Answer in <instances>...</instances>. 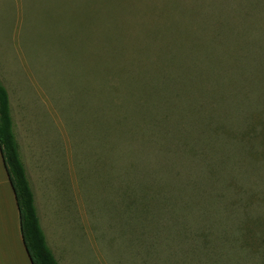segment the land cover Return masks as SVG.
Wrapping results in <instances>:
<instances>
[{
	"label": "rangeland",
	"instance_id": "1",
	"mask_svg": "<svg viewBox=\"0 0 264 264\" xmlns=\"http://www.w3.org/2000/svg\"><path fill=\"white\" fill-rule=\"evenodd\" d=\"M0 79L58 264H264V0H0Z\"/></svg>",
	"mask_w": 264,
	"mask_h": 264
},
{
	"label": "trees",
	"instance_id": "2",
	"mask_svg": "<svg viewBox=\"0 0 264 264\" xmlns=\"http://www.w3.org/2000/svg\"><path fill=\"white\" fill-rule=\"evenodd\" d=\"M14 125L9 91L0 79V144L20 212L23 240L32 264H58L37 215L35 193Z\"/></svg>",
	"mask_w": 264,
	"mask_h": 264
},
{
	"label": "crops",
	"instance_id": "3",
	"mask_svg": "<svg viewBox=\"0 0 264 264\" xmlns=\"http://www.w3.org/2000/svg\"><path fill=\"white\" fill-rule=\"evenodd\" d=\"M0 264H32L25 246L21 217L0 144Z\"/></svg>",
	"mask_w": 264,
	"mask_h": 264
}]
</instances>
